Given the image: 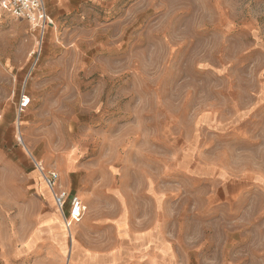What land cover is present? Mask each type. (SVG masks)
Masks as SVG:
<instances>
[{
    "label": "rangeland",
    "instance_id": "obj_1",
    "mask_svg": "<svg viewBox=\"0 0 264 264\" xmlns=\"http://www.w3.org/2000/svg\"><path fill=\"white\" fill-rule=\"evenodd\" d=\"M44 2L43 35L0 13L1 133L86 210L68 233L49 192L15 258L0 201V264H264V0Z\"/></svg>",
    "mask_w": 264,
    "mask_h": 264
},
{
    "label": "crops",
    "instance_id": "obj_2",
    "mask_svg": "<svg viewBox=\"0 0 264 264\" xmlns=\"http://www.w3.org/2000/svg\"><path fill=\"white\" fill-rule=\"evenodd\" d=\"M12 67L13 60L11 56L5 55L4 50L0 47V73L7 76L13 69ZM3 125L4 122L0 120V201H4V204L10 208H15L16 215L14 220L18 218V221L28 219L29 224L23 230L24 241L16 240L17 237L13 235L12 251L13 256L16 258L20 254H31L32 241L44 237V235L39 233V228H42L40 226L45 221L53 218L54 215L50 214V190L37 175L40 171L37 173L35 171L23 172L15 166L12 158L13 152H10L5 147V138L1 133ZM26 155L29 156L32 162L34 161L29 152L26 151ZM2 159H5L4 164H2ZM40 175L42 176L41 173ZM56 189L66 190L60 185L59 180ZM33 221L35 224H33Z\"/></svg>",
    "mask_w": 264,
    "mask_h": 264
},
{
    "label": "built area",
    "instance_id": "obj_3",
    "mask_svg": "<svg viewBox=\"0 0 264 264\" xmlns=\"http://www.w3.org/2000/svg\"><path fill=\"white\" fill-rule=\"evenodd\" d=\"M4 11L13 18L27 21L34 29L43 35L45 29L51 26L52 19L48 15L44 0H0V13ZM27 101L21 96L18 113L25 110ZM42 174V178L52 194V198L61 215L66 230L70 233L71 225L78 223L85 214L86 207L77 196H70L64 190L56 189L58 176L55 172L45 174L40 163L33 161ZM68 203V210L65 206Z\"/></svg>",
    "mask_w": 264,
    "mask_h": 264
}]
</instances>
